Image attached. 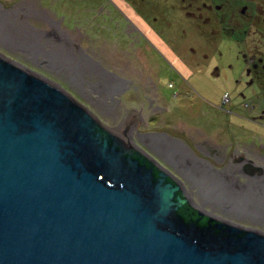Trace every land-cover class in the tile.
<instances>
[{"label":"rangeland","instance_id":"1","mask_svg":"<svg viewBox=\"0 0 264 264\" xmlns=\"http://www.w3.org/2000/svg\"><path fill=\"white\" fill-rule=\"evenodd\" d=\"M219 1L0 0L8 8L0 9V55L60 89L79 106H88H84L86 112L112 131L130 116L139 119L131 122L136 123L135 132L171 138L167 141L184 165L192 164L199 171V163L206 162L207 171L219 175L221 180L216 179L233 196L241 184L248 185L251 167L232 173L229 161L224 166L216 159L232 157L233 141L252 142L257 147L259 142L251 132L264 137V113L251 110L254 106L264 110V85L261 81L259 88L256 83L249 85L254 73L248 70L250 58L264 56V33L252 29L246 36L231 32L229 16L216 8ZM225 2L239 12L251 8L246 0ZM138 31L152 40L161 37L169 48L149 44ZM92 68L102 79L120 83L116 95L109 97L104 92L100 96L110 103L108 107L102 106V99L89 96L91 88L97 90L101 82L107 83L106 79L97 81L90 73ZM135 145L153 155L143 143ZM156 160L170 171L172 163L188 178L184 185L191 186L189 192L199 193H193L196 206L209 212L215 208L219 212L212 213L218 216L221 212L234 215L246 221L235 223L264 235L259 218L235 215L218 204L226 198L218 203L202 199L198 184L171 154Z\"/></svg>","mask_w":264,"mask_h":264},{"label":"water","instance_id":"2","mask_svg":"<svg viewBox=\"0 0 264 264\" xmlns=\"http://www.w3.org/2000/svg\"><path fill=\"white\" fill-rule=\"evenodd\" d=\"M124 154L63 91L0 55V264H264L263 235L177 220L179 187Z\"/></svg>","mask_w":264,"mask_h":264},{"label":"flooded vegetation","instance_id":"3","mask_svg":"<svg viewBox=\"0 0 264 264\" xmlns=\"http://www.w3.org/2000/svg\"><path fill=\"white\" fill-rule=\"evenodd\" d=\"M225 1H231V0H220L218 3H216V8H217V10L219 12H221V13L225 12L229 16L228 18L230 19V27L228 29L231 32L233 30H237L238 32L239 31L243 32V34L245 35L246 32H248L249 30L252 29V32H254V33H256L258 31H262L264 33V0H246V1H248V3L251 6V8L248 9V7H245L244 9H242L241 12L236 11L237 10L236 6L229 5ZM253 1H255V3H256L255 5L253 4ZM260 1H261V3H260ZM0 9L3 10V11H6L8 8H4L2 6L1 2H0ZM220 16L223 17L224 15L220 14ZM142 20H143L144 23L147 22L143 18H142ZM244 24H245V26H243ZM150 30H151V32L154 31L153 30V26L150 27ZM138 32H139V34H141L140 31H138ZM154 33H155V31L153 32V34ZM141 35L144 37V40H146L151 45H154L155 42H156V43H159L160 46H161V44H162V46L165 45L164 46L165 50L169 48L165 44L164 40L161 37L160 38L158 37V40H152L151 38H147L143 33ZM155 37H157V36L155 35ZM154 46H156V44ZM94 63H96V62H94ZM248 63H249L248 66L251 67L250 69H248L249 73L250 74L254 73L253 74L254 78L250 81L249 85H254L256 83V85H258L256 88H259V87H261L260 81L264 85V56L256 55V56L250 58ZM185 68H186V66H185ZM95 69L96 68H92L91 72H90V73H92L93 77L96 78L97 81H99V79H101V80H105L106 79L105 81L107 83L101 82L105 86L103 84L100 85V86L98 85L99 87L97 86V90L95 88H91L92 92H91V94L89 96H93L97 100L102 99L101 100L102 101V106L103 107H106V106L108 107V106H110V103H108V102L106 103L105 98L103 99L100 96H102V93H104V92H106L105 93L106 96H109V97H112L113 95H116L118 93V88H119L120 83H119V81H114L113 82L112 79L111 80H107V78H103L102 79V76L99 75V73L97 72L98 70H95ZM250 70H252V71H250ZM24 71L27 72V73L29 72V71H26V70H24ZM30 71H32L33 73L38 74L34 70H30ZM261 89L263 90V93H264V87L261 88ZM112 100H113V98H112ZM228 101H229V99L226 98L224 102H228ZM112 102L113 101H111V103ZM113 103H115V102H113ZM76 105L79 106V104H77V103H76ZM244 105H245L246 109L250 108L249 104H244ZM84 106L86 108L90 109L88 106H86V105H84ZM84 106L80 105L79 107L82 108L86 112V109H85ZM256 109H257V106L256 107L255 106L251 107L252 111L255 110L257 113H260V112L264 113V110H261V109H257L256 110ZM93 120H94L95 125H97L103 131H106L109 134L110 139L112 140V142L114 144H116L117 148L125 153L124 154L125 157L126 156H130L133 160H138V162L140 161V159L144 158V160H145L144 164L147 166V168L149 167L148 169L151 170L154 175L155 174H159L158 175L159 180H163L164 184L171 183L173 186L179 187L178 192L175 193V197L180 195L181 199L184 200L185 203H181L180 202L179 205H177V206H174L175 205L174 204L173 205L174 206L173 207V211L174 212H177L183 205H190L193 209H195L199 213V216L201 218H205V219L210 221V225H207V226L205 225L203 228H201V230L206 229L208 233H211V234H213L215 236H222L224 238L225 237L235 238V237H242L246 233L250 232V229L248 227H242L238 223L234 222L235 220L236 221L237 220H241L242 222H246V221H244L242 219H239V218L235 217L234 215H231V214H228V213L227 214L226 213L223 214L221 212L220 214L222 216H218L215 213H218L219 211H217L215 208H211L212 211H210L211 212L210 213L209 211L205 210L206 208L196 206V203L193 202V200L195 199L193 197V193H195L197 196H199V193L196 192V191L193 192V193L189 192V189H191V186H189V185L185 186L184 185V184L187 183L188 178H186V176H184V174L179 172L178 169L173 168L172 163H170L171 164V168H172L171 171L168 170V169H165V168H163L161 166V164L156 160V158L157 159L161 158V159L164 160V157L166 155L167 156L170 155V153H171L170 150L174 146H173V144H170L167 140L170 139V141H173L171 138H169V139L167 137L165 138V137H163L164 135L161 136L162 137L161 138L160 136L158 137L156 134L151 133V132H144V131H143V133H139L141 131L135 132L134 129H132V128L135 127L136 123H131V122L132 121L135 122L136 119H132V117H130V116H126L122 120L121 124L118 125V127L115 126V127L112 128L114 130V132H116V134L111 132L110 128L102 125L96 119L93 118ZM136 121L139 122V119H137ZM141 121L142 120H140V123H141ZM127 124H130V125H127ZM120 128H121V130H120L121 132L117 133ZM251 134H252V136L256 137V141L259 142L257 144V147L253 146V145H255V143H252V142L251 143L250 142H246V143L243 142L242 143L240 141L239 143L238 142L235 143L233 141L234 148H232L231 152H230L232 157H229V158H226V159L219 158V159H216V160L218 162H223L224 166H226V164H227L226 162L229 161L228 162L229 164H228L227 167L229 168V171L232 170L231 172H234L236 170L234 173H239V172L242 173V171L246 172V171H248L249 167H253L256 170L264 169V142H263L264 141V137L260 136V135H255L252 132H251ZM100 138H103V137L100 136ZM163 138H164V141L162 140ZM262 139H263V141H262ZM137 141L140 142V143H143V145L147 146L150 149L151 153H153V155L152 154H148L146 152H141L135 145V143ZM184 151H186V150L184 149ZM187 151L189 152V150H187ZM245 159L248 160L250 162V164L249 163H244ZM165 161H166L167 164H169L168 160L165 159ZM254 161H255V163H254ZM140 165H141V163H140ZM224 166H222V167H224ZM214 169L217 171L216 168H214ZM220 170H222V169H220ZM220 170H218V171H220ZM174 172L177 173V174H181V176L184 177L185 179H183V181H182L181 179H179L177 177L176 174H174ZM188 183H189V181H188ZM200 194H201V192H200ZM201 198H202V196H201ZM175 199L176 198H174V201H175ZM202 199H204V198H202ZM205 200L210 202V200H207V199H205ZM214 211H216V212L212 213ZM172 216L175 218V215L173 214V212H172ZM196 223L200 225L201 219L200 218L197 219ZM211 223H213V226H212ZM217 223H221V224H224L226 226H228V225L234 226L235 225L234 227L242 230L243 232L241 234H239V235H229L226 232H224V230H223L224 227L222 229L217 230L216 229ZM238 226H240V227H238ZM257 234L258 235H263L260 232L259 233L257 232Z\"/></svg>","mask_w":264,"mask_h":264},{"label":"bare ground","instance_id":"4","mask_svg":"<svg viewBox=\"0 0 264 264\" xmlns=\"http://www.w3.org/2000/svg\"><path fill=\"white\" fill-rule=\"evenodd\" d=\"M170 151H171L170 154L176 161L179 160L178 162H182V164L180 163L181 169H184V171L187 172V174H189V176L192 177L195 183L198 184V186L200 187L202 198L204 199L208 198L207 200H211V201L216 200L217 203L222 202L221 200L226 198V202H224V204L223 202L218 203L221 205V207L224 210L229 209L228 211L232 213L235 212L236 213L235 215L256 217L259 218L264 223V169L263 171L262 169L254 170L252 169L253 167H251L249 169L250 176H248L249 177L248 185L241 184L240 187L235 186L237 187L236 188L237 191H235V194L232 196L231 194L232 190L229 191L227 188L225 189V187H223V184L221 185L219 183V180H221V178L218 177L219 175L216 176L219 178V180H217L215 175H213L214 173L211 174L210 171L209 172L207 171L206 168L207 164H205L206 162L205 163L203 162L202 164L199 163V166H197L199 168L198 171L197 169H195V166L193 167L192 164L190 166H186L187 164L184 165V162L181 161V159L178 157L179 154H177V149H175V147H172ZM247 162L248 160L245 159L244 163ZM232 178L234 179V177ZM234 183L236 184L237 180L236 182L233 181V184ZM233 198L235 201L233 200ZM236 200H238V202ZM232 208L234 210H232Z\"/></svg>","mask_w":264,"mask_h":264},{"label":"trees","instance_id":"5","mask_svg":"<svg viewBox=\"0 0 264 264\" xmlns=\"http://www.w3.org/2000/svg\"><path fill=\"white\" fill-rule=\"evenodd\" d=\"M95 132L97 134H99L100 136H102L103 140H108V142L110 144L113 143L112 140L110 139L109 134L106 131H103L97 125H95ZM144 161H145L144 158L140 159V161H139L142 166H146L144 164L145 163ZM146 168H147V166H146ZM158 175L159 174H155V175L153 174L155 181L159 179ZM175 202H176V204L174 206L179 205V201L177 199H175ZM172 212L175 215V218L177 220L183 221V223H185L186 225H189V224L196 225L199 230H201V228H203L205 225L206 226L210 225V221L205 219V218H201L199 216V213L195 209H193L190 205H183L177 212H174L173 209H172ZM199 218L201 219L200 225L196 223V220L199 219ZM211 224L213 226V223H211Z\"/></svg>","mask_w":264,"mask_h":264},{"label":"crops","instance_id":"6","mask_svg":"<svg viewBox=\"0 0 264 264\" xmlns=\"http://www.w3.org/2000/svg\"><path fill=\"white\" fill-rule=\"evenodd\" d=\"M156 43V42H155ZM157 44V43H156Z\"/></svg>","mask_w":264,"mask_h":264}]
</instances>
